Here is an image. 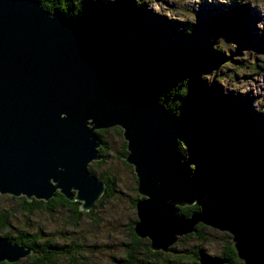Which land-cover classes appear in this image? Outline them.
Instances as JSON below:
<instances>
[{
	"label": "water",
	"instance_id": "1",
	"mask_svg": "<svg viewBox=\"0 0 264 264\" xmlns=\"http://www.w3.org/2000/svg\"><path fill=\"white\" fill-rule=\"evenodd\" d=\"M114 126L141 196L134 201L133 233L150 250L170 252L201 224L228 233L241 264H264L263 204L180 212L207 194L200 171L178 150L179 140L194 141V129L167 113L132 71L83 39L66 17L37 0H0V194L46 200L57 191L87 211L104 188L87 170L100 159L95 130ZM30 252L0 236V261Z\"/></svg>",
	"mask_w": 264,
	"mask_h": 264
},
{
	"label": "trees",
	"instance_id": "2",
	"mask_svg": "<svg viewBox=\"0 0 264 264\" xmlns=\"http://www.w3.org/2000/svg\"><path fill=\"white\" fill-rule=\"evenodd\" d=\"M37 1L50 14L66 17L79 28L83 39L109 52L115 62L123 63L139 80L146 94L159 102L167 113L194 129V141L179 140L178 150L189 161L192 169L200 171L207 194L190 206L179 207L184 216L193 211L215 212L208 208L214 189L207 179L210 172L239 174L244 179L243 195L244 201L248 200L247 205L254 202L264 205V150L259 147L262 144L257 138L253 137L256 125L254 120H238L232 115L234 109L227 96L216 93L213 83L209 90L199 82L207 72L212 55H220L219 49L211 46V39L205 42L208 45L195 42L191 28L190 36L188 32L182 31L180 35L179 32L176 34L175 39L169 40L171 33L166 34V27L160 16L144 10L142 4L128 0ZM244 9H231L226 22L220 23L219 33L223 30L241 33L243 29H240L239 17ZM144 16H148L149 20L144 21ZM212 16L209 25L217 26L215 13ZM247 35L246 33L244 37L247 38ZM167 44L170 49L166 47ZM105 131L107 130L100 129L95 134L98 136ZM253 138L254 141H251ZM104 146V142H101L97 147L100 156L97 162L105 158ZM248 147L254 153H250ZM123 153L125 154L124 150ZM102 182L104 188L96 200L98 203L109 199L113 190L109 176L102 177ZM10 196L20 199L18 207L28 215L41 209L51 213L58 208H67L71 213L70 220L75 223L80 211H83L79 210L76 201L65 199L57 191L46 200ZM7 224V213L0 212V235L31 249L29 254L19 258L23 264H56L60 260H66L68 264H87L85 259L76 256L72 244L54 243L52 237L40 238L38 234L23 229L15 234L8 231L1 234ZM197 226L201 230H196ZM197 226L194 232L178 239L192 235L202 239L204 226ZM127 227L128 239L124 241L122 255L112 259L113 264H189L199 258L223 259L225 264L237 262L234 249L226 239L222 242L220 256L207 255L200 245L191 247L188 251L184 249L185 254L180 251L172 253V246L169 247L170 252L152 251L146 238H139L133 233L132 220L127 223ZM161 257L163 262L159 260ZM17 260L0 261V264H16Z\"/></svg>",
	"mask_w": 264,
	"mask_h": 264
},
{
	"label": "rangeland",
	"instance_id": "3",
	"mask_svg": "<svg viewBox=\"0 0 264 264\" xmlns=\"http://www.w3.org/2000/svg\"><path fill=\"white\" fill-rule=\"evenodd\" d=\"M128 1L142 4L144 10L160 16L166 27V34L171 33L169 40L175 39L176 34L179 32L180 35L182 31L188 32L190 36L191 28L195 42L208 45L205 42L211 39V46L219 49L221 57L212 55L207 72L199 82L209 90L213 83L216 93L227 96L234 109L232 115L238 120H254L256 125L253 137L257 138L262 144L259 147L264 150V0ZM236 7L247 9L239 17L240 29L243 30L236 34L226 30L219 33L220 23H225L230 10ZM214 13L217 26L209 25L210 17ZM142 19L148 21L149 17L144 16ZM246 33L247 38L244 37ZM166 47L170 49L168 44ZM106 130L96 135L99 144L104 142L105 158L101 162L90 161L87 170L90 173L94 171L92 174L100 181L102 177H110L113 190L109 199L100 203L95 201L87 211H80L77 222L73 223L67 208H58L51 213L41 209L28 215L19 209V198L13 199L8 193H3L0 194V212L7 213L8 224L1 234L7 231L15 234L22 229L27 230L29 233L38 234L40 238L52 237L57 244H72L76 256L85 259L87 264H113L112 259L122 255L124 241L128 239L127 223L132 220L133 224L136 220L134 201L141 196L136 191L132 166L123 161L122 151H126L121 129L111 127ZM248 148L250 153H254L252 148ZM207 179L214 188L208 207L211 211L218 212L247 205L248 200L244 201L243 195L244 179L239 174L210 172ZM197 229L201 230V227L197 226ZM202 232V239L193 235L178 239L172 244L174 251H170L185 254L184 249L188 251L191 247L200 245L207 255L220 256L225 239L231 246L230 235L226 232L208 226H204ZM159 260L163 262L162 257ZM240 263L242 261L237 259L235 264ZM16 264H23L22 259H18ZM56 264L68 262L60 260Z\"/></svg>",
	"mask_w": 264,
	"mask_h": 264
},
{
	"label": "bare ground",
	"instance_id": "4",
	"mask_svg": "<svg viewBox=\"0 0 264 264\" xmlns=\"http://www.w3.org/2000/svg\"><path fill=\"white\" fill-rule=\"evenodd\" d=\"M143 88V87H142Z\"/></svg>",
	"mask_w": 264,
	"mask_h": 264
},
{
	"label": "flooded vegetation",
	"instance_id": "5",
	"mask_svg": "<svg viewBox=\"0 0 264 264\" xmlns=\"http://www.w3.org/2000/svg\"><path fill=\"white\" fill-rule=\"evenodd\" d=\"M240 208V207H239Z\"/></svg>",
	"mask_w": 264,
	"mask_h": 264
}]
</instances>
